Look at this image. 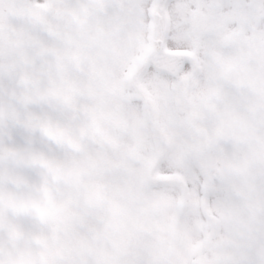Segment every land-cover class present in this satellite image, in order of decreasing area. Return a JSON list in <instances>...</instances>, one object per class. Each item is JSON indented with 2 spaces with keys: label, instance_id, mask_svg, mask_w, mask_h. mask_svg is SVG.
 <instances>
[{
  "label": "snow or ice",
  "instance_id": "1",
  "mask_svg": "<svg viewBox=\"0 0 264 264\" xmlns=\"http://www.w3.org/2000/svg\"><path fill=\"white\" fill-rule=\"evenodd\" d=\"M0 264H264V0H0Z\"/></svg>",
  "mask_w": 264,
  "mask_h": 264
}]
</instances>
